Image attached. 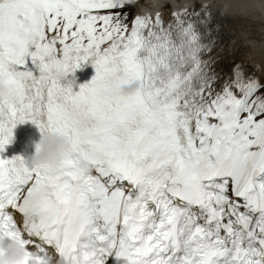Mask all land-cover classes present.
<instances>
[{
    "label": "snow or ice",
    "instance_id": "6c2138e0",
    "mask_svg": "<svg viewBox=\"0 0 264 264\" xmlns=\"http://www.w3.org/2000/svg\"><path fill=\"white\" fill-rule=\"evenodd\" d=\"M130 6L0 0V154L29 122L71 142L58 170L0 155V236L40 264H264V83L217 71L210 5Z\"/></svg>",
    "mask_w": 264,
    "mask_h": 264
},
{
    "label": "bare ground",
    "instance_id": "6f19581e",
    "mask_svg": "<svg viewBox=\"0 0 264 264\" xmlns=\"http://www.w3.org/2000/svg\"><path fill=\"white\" fill-rule=\"evenodd\" d=\"M144 2V4H142ZM158 5L152 9L154 16L159 12L165 21H171L172 11L191 10L201 5H210L213 12V36L215 49L212 55L218 61L217 71L226 78L231 79L235 64L244 67L246 75L251 71L264 81V8L259 3V8L247 5L256 0H154ZM259 2V1H258ZM262 2V1H261ZM153 0H137L134 4L137 11L135 15H142L141 6L151 8ZM263 3V2H262ZM172 7V8H171ZM76 78L95 76L92 64L83 65ZM224 81H221V86Z\"/></svg>",
    "mask_w": 264,
    "mask_h": 264
},
{
    "label": "clouds",
    "instance_id": "9594fccd",
    "mask_svg": "<svg viewBox=\"0 0 264 264\" xmlns=\"http://www.w3.org/2000/svg\"><path fill=\"white\" fill-rule=\"evenodd\" d=\"M128 4H136L137 0H125ZM158 5L154 2L151 8L141 6L142 15L151 14L152 9ZM141 82L134 80L123 86L121 91L124 94H132L139 90ZM14 93L13 86L8 82L6 75H0V96L10 97ZM71 147V142L67 135L59 131H50L42 134L36 150L31 156L30 161L34 165L42 163L51 164L58 170L64 157V153ZM0 264H40L38 261H32L29 251L25 244L19 238H13L10 235L0 236ZM50 264V262H49Z\"/></svg>",
    "mask_w": 264,
    "mask_h": 264
},
{
    "label": "rangeland",
    "instance_id": "374dc122",
    "mask_svg": "<svg viewBox=\"0 0 264 264\" xmlns=\"http://www.w3.org/2000/svg\"><path fill=\"white\" fill-rule=\"evenodd\" d=\"M259 1V2H258ZM263 3H262V2ZM259 3H261L262 4V6H263V8H264V0H256V3H252V2H249V3H247V5H253V6H259ZM259 8V7H258ZM135 6L134 5H132V6H130L128 9H127V12L129 13V19L131 20L132 18H133V16H134V13H135ZM248 76H253V77H256V78H258V75H256L255 74V72H250L249 74H248ZM259 79V78H258ZM262 83H264V81L262 82Z\"/></svg>",
    "mask_w": 264,
    "mask_h": 264
}]
</instances>
